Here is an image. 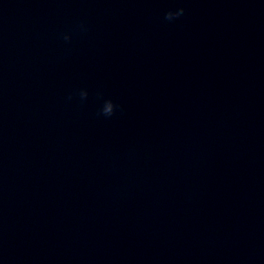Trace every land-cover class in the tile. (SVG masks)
Returning <instances> with one entry per match:
<instances>
[{"label": "water", "instance_id": "obj_1", "mask_svg": "<svg viewBox=\"0 0 264 264\" xmlns=\"http://www.w3.org/2000/svg\"><path fill=\"white\" fill-rule=\"evenodd\" d=\"M0 264H264V0H0Z\"/></svg>", "mask_w": 264, "mask_h": 264}, {"label": "clouds", "instance_id": "obj_2", "mask_svg": "<svg viewBox=\"0 0 264 264\" xmlns=\"http://www.w3.org/2000/svg\"><path fill=\"white\" fill-rule=\"evenodd\" d=\"M184 14H185L184 8H179L175 11L169 10L165 14L164 19L168 22H173V21L179 19L180 17H182ZM64 39L68 40L69 37L65 36ZM79 95H80L81 99H86L88 96V93H87V91H81ZM118 107H119V105L113 103V101L105 100L103 103V107H102L101 111L98 113V115H103L104 117H111L115 114V111Z\"/></svg>", "mask_w": 264, "mask_h": 264}]
</instances>
